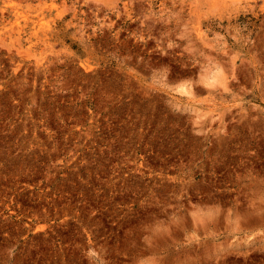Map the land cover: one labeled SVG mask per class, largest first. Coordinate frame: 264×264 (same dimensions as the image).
<instances>
[{
    "label": "rangeland",
    "instance_id": "obj_1",
    "mask_svg": "<svg viewBox=\"0 0 264 264\" xmlns=\"http://www.w3.org/2000/svg\"><path fill=\"white\" fill-rule=\"evenodd\" d=\"M257 71L264 0H0V264L139 223L190 264H264Z\"/></svg>",
    "mask_w": 264,
    "mask_h": 264
},
{
    "label": "crops",
    "instance_id": "obj_2",
    "mask_svg": "<svg viewBox=\"0 0 264 264\" xmlns=\"http://www.w3.org/2000/svg\"><path fill=\"white\" fill-rule=\"evenodd\" d=\"M254 75L256 79L252 84V90H263L264 80H258V71L254 72ZM91 227L92 225L89 229H84L81 226L79 229L81 234L77 232V229L74 239H70L74 247L72 253L74 255L78 252L81 253L78 254L80 259L85 255L88 264H190L186 258L188 254L187 243L182 241L177 247L174 246L175 249L173 250L170 247L171 244L168 243V246L164 248L160 241L163 237V229L155 223L130 225L125 228L120 236L112 238V243H107L110 238L109 235L105 242H100L99 233L93 231ZM78 236H83L85 240H79ZM64 245L68 244L65 242ZM170 249L174 255L172 261L170 260ZM67 252L66 249L65 252H61V264H82L81 260L80 262L72 261L70 256L72 253Z\"/></svg>",
    "mask_w": 264,
    "mask_h": 264
}]
</instances>
